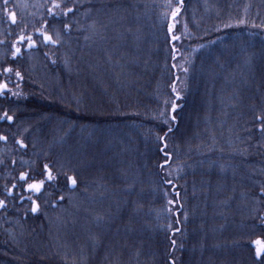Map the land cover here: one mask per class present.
I'll use <instances>...</instances> for the list:
<instances>
[{
    "label": "trees",
    "instance_id": "1",
    "mask_svg": "<svg viewBox=\"0 0 264 264\" xmlns=\"http://www.w3.org/2000/svg\"><path fill=\"white\" fill-rule=\"evenodd\" d=\"M0 83V264H264V0H0Z\"/></svg>",
    "mask_w": 264,
    "mask_h": 264
},
{
    "label": "snow or ice",
    "instance_id": "2",
    "mask_svg": "<svg viewBox=\"0 0 264 264\" xmlns=\"http://www.w3.org/2000/svg\"><path fill=\"white\" fill-rule=\"evenodd\" d=\"M4 3L6 5L8 3V0H4ZM56 7H59V5H56ZM68 11L71 12L72 9L69 8ZM173 15H175V13H173ZM11 19H12L13 23H15L16 17H15V14L14 13L11 14ZM170 31H171V29H170ZM45 39L46 40H51V37L45 35ZM172 39L175 40V39H178V37L173 36ZM29 40H31V38H29ZM17 52H19V49H17ZM5 71H11V69H5ZM16 75L19 76L20 73L17 72ZM6 88H7V85L6 84L0 83V93L4 92V90ZM173 109H175V105H173ZM3 118H6L8 121H12V119H13V117L7 115V112H5ZM258 119H260V118L258 117ZM169 131H171V129H169ZM3 138L4 137H0V139H3ZM161 139H163V138H161ZM45 168H47V165L45 166ZM20 178L22 180L25 179V177L23 175H21ZM48 179L49 180L53 179L51 173L48 174ZM68 179H69V181L71 182L72 185H75L76 184V180L73 177H68ZM42 184H43V181H41L40 183L29 184L28 185V188L29 189H32V190H35L36 192H39ZM0 206H3V202L2 201H0ZM37 207L38 206H36L35 203H34V206L32 208V211L33 212L37 211ZM254 243L257 245L256 253H257V256H259L262 252H264V241L256 240Z\"/></svg>",
    "mask_w": 264,
    "mask_h": 264
},
{
    "label": "rangeland",
    "instance_id": "3",
    "mask_svg": "<svg viewBox=\"0 0 264 264\" xmlns=\"http://www.w3.org/2000/svg\"><path fill=\"white\" fill-rule=\"evenodd\" d=\"M164 20L166 21V17L164 18ZM178 22H179V21H176V22H175V27H174V29H175V31H176V28H178L179 30L182 31V29L180 28V25H179ZM176 34H177V33H176Z\"/></svg>",
    "mask_w": 264,
    "mask_h": 264
},
{
    "label": "water",
    "instance_id": "4",
    "mask_svg": "<svg viewBox=\"0 0 264 264\" xmlns=\"http://www.w3.org/2000/svg\"><path fill=\"white\" fill-rule=\"evenodd\" d=\"M176 17V15L173 16V18ZM172 22V19H170V23Z\"/></svg>",
    "mask_w": 264,
    "mask_h": 264
}]
</instances>
